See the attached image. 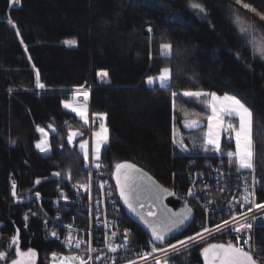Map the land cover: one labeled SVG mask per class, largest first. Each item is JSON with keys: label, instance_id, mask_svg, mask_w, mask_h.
Returning a JSON list of instances; mask_svg holds the SVG:
<instances>
[{"label": "trees", "instance_id": "1", "mask_svg": "<svg viewBox=\"0 0 264 264\" xmlns=\"http://www.w3.org/2000/svg\"><path fill=\"white\" fill-rule=\"evenodd\" d=\"M193 3L203 11L193 8ZM245 3L255 11L245 9ZM242 4L236 0H18L12 6L11 0H0V251L14 256L9 244L19 230L21 249H36L39 264H51L56 252L66 253L62 243L44 237L41 222L28 214L24 198L33 192L55 195L59 179L69 172L83 179L86 162L78 141L68 143V125L86 132L88 127L64 108L63 102L70 99L90 103L96 117L105 115L110 142L101 161L111 174L116 164L129 161L165 186L175 184L182 196L192 159L207 155H185L175 144L176 97L183 92L237 96L253 113L258 202L264 203V61L234 23L237 16L245 18L264 35V0H242ZM163 44L171 45L170 55H162ZM164 68L171 71V83L148 85L147 78ZM37 71L45 85L42 90L36 87ZM104 72L107 78L101 82L99 74ZM80 87L90 90L87 101L83 94L80 99L74 95ZM49 124L56 131L50 138L51 153L43 154L36 147L41 140L38 128ZM224 148L233 149L235 144L224 138ZM123 212L133 242L148 240L124 208ZM204 219L194 206L192 223L171 241L197 233ZM210 243L216 241L192 246L170 257L169 264H204L202 249ZM256 246L258 262L264 264V217L258 221ZM9 263L10 259L0 261Z\"/></svg>", "mask_w": 264, "mask_h": 264}, {"label": "built area", "instance_id": "2", "mask_svg": "<svg viewBox=\"0 0 264 264\" xmlns=\"http://www.w3.org/2000/svg\"><path fill=\"white\" fill-rule=\"evenodd\" d=\"M235 122L231 120L229 124L235 125ZM231 132L232 129L228 128L224 135L228 143H233ZM99 164L100 168L97 169L95 163L91 161L90 165H87V170L82 173L83 179H76L71 172L61 177L53 196L33 192L24 198L29 204L28 214L41 222L44 237L64 245L66 253L56 252L54 253L56 257L59 259L61 256L79 255L85 258L91 256L89 264H113V257L115 264H129L130 261H135L136 264H156L157 259L162 261L178 253V250L170 249L167 253L156 252L148 255L147 259L141 258V253H151L152 245L149 243L151 239L148 238L144 243L133 242L132 231L124 224L123 207L113 174L104 162L100 161ZM187 175L188 186L181 197L193 208L195 206L205 214L197 233L203 232L204 228L212 230L211 235L203 233L205 236L198 238L199 243L216 241L227 244L231 241L234 245L238 244L246 251H250L257 261L260 260L256 233L258 221L264 215V208L257 209L253 205L264 203L258 202L260 180L257 171L254 168H232L223 161V157L208 155L193 158ZM13 184L14 181L12 186ZM83 186H86L87 190ZM170 189L177 193L175 184ZM190 189L193 193L191 196L188 195ZM245 197H248L251 203H244ZM249 208L252 209L251 212L248 211ZM234 214L237 215L235 221L232 220ZM225 220L231 224L225 225L223 231L217 229L216 226ZM240 222L251 223V229H242L240 233L230 230L231 226H236ZM126 229L129 230L127 249L120 247L115 253L108 251L109 244L123 245ZM53 231L57 233L55 237L52 236ZM113 232L115 236L112 235ZM237 235L240 236L238 242L235 239ZM68 237H71V246L67 242ZM245 239H248V245H245ZM77 240L83 242L80 249L74 247ZM177 241L180 240L168 243L175 244ZM89 247L94 251L85 252L84 249Z\"/></svg>", "mask_w": 264, "mask_h": 264}, {"label": "snow or ice", "instance_id": "3", "mask_svg": "<svg viewBox=\"0 0 264 264\" xmlns=\"http://www.w3.org/2000/svg\"><path fill=\"white\" fill-rule=\"evenodd\" d=\"M13 3H18V0H11ZM237 4H242V0H236ZM242 6L245 9H251L252 11H255L254 8H251L249 4H242ZM193 8L199 9L201 12L203 11V8L198 3L192 4ZM262 19H264V16H261ZM11 26L13 28H16L15 23H12L9 21ZM234 23L239 27V32L244 37L249 45H251L253 53L259 54L261 58H264V36L257 37L256 34L253 32L251 27L245 26L243 22L240 20L239 16L234 18ZM150 31V29H149ZM65 43H74L65 41ZM162 50H167L168 53L171 52V45L170 44H163L161 45ZM99 75L107 76V73H101ZM157 80L159 82L160 87H165L170 82V69L164 68L161 70L159 76L157 77ZM147 83L149 85H153L154 80L153 78H149L147 80ZM36 87L40 89H44L45 85L40 82L39 78V72L37 71L36 74ZM175 96V93H173ZM185 95H210L212 97L213 103L211 104V115H208L206 117L208 121V133H207V139L205 141L206 144L214 145L219 150V143H218V133H214V126L215 128H220L223 124V117L222 113L226 115H232L235 114L239 118V130H236L233 125L229 124L228 127L235 131V140H236V164L239 166L240 169H252L253 164L251 162L252 158V150H251V125H252V112L251 110L243 103L240 99H238L236 96H230L225 95L222 98V102L219 104V107L217 106V102L221 101V98L218 97L215 93H185ZM84 100L87 101L88 94L87 92L83 93ZM64 107L70 109L72 112H75L78 116L83 119L84 124H88V119L86 116V112L83 107L75 106L71 104L68 101L63 102ZM198 122L196 120H192L190 122L191 126H196ZM42 134L44 133L43 129H38ZM107 128L104 124L100 125V131L95 133V136L97 137V144L95 147V154L94 158L96 161L100 160V145L103 143H107L108 136H107ZM76 135V133H72L68 138V143L71 144L73 142V137ZM243 141V146H242ZM175 142V141H174ZM87 142H81L79 147L83 153V158L85 162L88 160V151L86 148ZM36 147L41 152H46L48 149L46 145L37 144ZM229 160L231 162V157L233 156L232 153L228 154ZM87 166V163H86ZM97 169L100 168V164L96 163L94 165ZM131 169L134 172H138L139 170L135 168L134 165L131 164H116L115 165V179H116V187L119 190V196L124 201V203L128 206V208L132 211H136V207H143V204L136 205L133 203L134 200L139 199V194L135 191L137 184H136V178L133 176H130L128 171ZM125 170V171H122ZM54 175L59 176L60 173H54ZM40 181L37 180L36 183H39ZM13 195H15V187L16 185L13 184ZM85 190H87L86 186ZM103 187V185H101ZM171 195L172 193H167L166 190L160 189L159 187H156V189L153 192L154 198L156 201H159L163 198V196ZM37 195H39L37 193ZM188 195H193L191 189L189 190ZM249 195H254L253 193H249ZM237 203H240L237 201ZM244 203H251V201L248 199V197L244 198ZM255 208L260 209L264 208V204H254ZM241 208H243V204H241ZM249 212L252 211L251 208L248 209ZM149 217H154L155 213H153L151 210L147 213ZM190 216V210L184 213H181L179 215L175 213L170 212H163L161 218L156 220H145V223L149 227L151 231V237L152 239L149 241V243L152 245L151 253H141L142 259H147L148 255L154 254L156 252H165L167 253L170 249L171 250H181L186 249L189 244H196L199 242L198 238L203 237V233H209L212 234V230L208 228H204L203 232L197 233L194 236H189L185 240L177 241L175 244L168 243L166 246V237L173 233L174 231L179 230V228L184 225L185 221L189 219ZM27 219V217H25ZM143 219V217H141ZM237 219V215L232 216V220L235 221ZM231 222L228 220L223 221L222 224L217 225V229L223 231L225 228V225H230ZM107 226V225H105ZM252 225L251 223L247 222H240L236 226H231L230 230L235 231L236 233H240L242 229H251ZM57 233L55 231L52 232V236H56ZM113 236H115V232L112 233ZM128 236H129V230H125L124 232V243L123 245H108V251L110 252H117L120 247H124L127 249L128 247ZM237 242L240 239V236L237 235L235 237ZM19 230H17V234L11 238L9 248H14V256L9 258L7 251H0V261H7L10 259V264H33V259L36 256V252L32 249L25 251H22L19 248ZM69 245L71 246L72 241L71 237H68ZM83 242L77 240L74 244V247L77 249L81 248V244ZM245 245H248V239H245L244 241ZM85 252L88 251H94V249H91L90 247L87 249H84ZM202 254L204 256L205 264H256V260H254L252 254L250 251H246L244 247L234 245L231 241H229L227 244L225 243H210L207 247H204L202 249ZM170 258V257H169ZM92 257L87 256H79V255H72V256H61L59 259L54 254L52 256V264H89ZM99 259V257H97ZM113 259V264H115V257ZM129 264H136L135 261H130ZM156 264H162V262L157 259Z\"/></svg>", "mask_w": 264, "mask_h": 264}, {"label": "rangeland", "instance_id": "4", "mask_svg": "<svg viewBox=\"0 0 264 264\" xmlns=\"http://www.w3.org/2000/svg\"><path fill=\"white\" fill-rule=\"evenodd\" d=\"M16 5H18V3H13L12 2V6H16ZM239 18H240V20L243 22V24L245 26L251 27V29L253 30V32L256 34L257 37L264 36L261 31L255 30V28L252 26V23L247 22L245 20V18H242L240 16H239ZM15 29H16L17 33L20 35V31L17 28V26H16ZM68 45H72V43H68ZM170 54H171V52L168 53L167 50H162V55L163 56H167V55H170ZM255 55L259 59L264 61V58H261V56L259 54H255ZM158 76L159 75L150 76V77L147 78V80L149 78H153V80H154L153 85H150V86H154L156 84H159V82L157 80ZM101 77H102V75H101ZM171 78H172V74H171V71H170V82H169V84L171 83ZM147 80H146V82H147ZM85 90H86V88H84V87L75 88L74 89V93H75L74 95H76V97L78 99H80L82 97V94H83V92ZM185 93H208V94H210V93H215V92H183L181 95H178L176 97L175 106L174 107H175V110L177 112V115H176V118H175L174 141H175V144L178 145L177 147L179 148V150L180 151H183V150L190 151L189 148H191V146L196 147L198 149H202V150L204 148L207 151L210 150V151L216 152L218 154H227V158L228 159H229L228 154L232 153L233 156L231 157V162L230 161L229 162H230L232 167L238 168L239 166L235 162L236 161V157H235V152H236L235 131L232 130V132H231V138L233 137L232 139H233V142L235 144V148H233V149L224 148V137H225L224 135H225L227 129L229 128L228 125H229L231 120L236 119L238 121V125L236 124L237 122H235V125H233V127L236 130H239V118H238V116H236L235 114H232V115H226V114H223V113L221 114L222 117H223L222 126L220 128H215V126H214V129H213L214 133H218V143H219L220 147H219V150L217 151V149H216V147L214 145L205 143V141L207 139V133H208V121H207L206 117L208 115H211V104L213 103L212 97L210 95H199V96H196V95H185ZM215 94L218 97L221 98V101L217 102V106L218 107H219V104L222 102V98L225 95L235 96V95H232V94H224V95H220V94H217V93H215ZM238 99H240V98H238ZM66 101L70 102L71 104H73L75 106L83 107L85 112H86L87 119H88V124H86L87 127H88L87 128L88 129L87 132H86V130L81 129L80 127H78V126H76L74 124H70V125H68L69 136L72 133H76V135L73 137V142L78 141L77 148H78V151L82 155H83V153H82L79 145H80L81 142H87L86 148H87V151H88L89 155H88V160H87L86 163L88 165H90L91 161H93L95 164L99 163L101 161V159H102L103 150L106 147H108L109 142H110V131H109V128H108V125H107V120H106L105 115L100 116L99 118H95L94 115L91 114V110H90L89 105H87L86 103H80V102L77 103L73 99L66 100ZM242 102L244 103V101H242ZM63 105H64V103H63ZM65 109L68 110V111H71L68 108H65ZM72 113L76 114L75 112H72ZM78 117L81 119L80 116H78ZM191 119L192 120H196L198 122V124L196 126H191L190 122H189V121H191ZM81 120L83 121V119H81ZM200 120L202 122H206L205 127L201 128V129H199L200 128V126H199V121ZM101 124H104L106 126L107 130H108V132H107L108 140H107V143H103V144L100 145V153H99L100 160L96 161L95 158H94L95 147H96V144H97V137L95 136V133L100 131V125ZM38 129H43L44 130L43 134L40 131H38L39 135L41 137V140H40L39 144L46 145V147L48 149L46 152H41V153L50 154L51 153L50 138L55 133L56 130H55L54 126L51 125V124L47 125L46 127L38 128ZM188 129L194 130V131H192V133H193L192 135H187L186 134L185 130L187 131ZM195 130H196V132H195ZM253 131H254V120H253V113H252L251 150H252L253 155H252V158H251V162L253 164V168L256 170V166H255V148H254V142H253ZM86 133H88L89 136L85 137ZM242 146H243V141H242ZM262 217H264V215H262L261 218ZM186 238L187 237H184L183 239H180V240H185ZM197 244H200V243L199 242L196 243V244H191L190 243L189 246L186 249L178 250V253L186 251L190 247L195 246ZM178 253H176L175 255H177ZM168 259L162 260L161 261L162 264H169Z\"/></svg>", "mask_w": 264, "mask_h": 264}, {"label": "water", "instance_id": "5", "mask_svg": "<svg viewBox=\"0 0 264 264\" xmlns=\"http://www.w3.org/2000/svg\"><path fill=\"white\" fill-rule=\"evenodd\" d=\"M101 82H104L102 77H101ZM119 164H131V165H134L135 168L139 170L138 172H134L131 169L126 170V171H128L130 176H133L136 178L137 187H136L135 191L139 194V199L134 200L133 203H135L136 205L143 204L144 205L143 207L137 206L136 211L132 212L128 208V206L124 203V201L120 198L119 190L117 189V187H116V189H117V194H118L119 199H120V203H121L122 207L124 208L127 216L134 223L139 225L142 228V230L148 235V237L150 239H152L151 231H150L149 227L147 226V224L145 223V220L152 221V220L159 219V218H161L163 212H170V213H175V214L179 215L181 213H184V212H187L190 210L189 219L185 221L184 225H182L179 228V230L174 231L173 233L169 234L166 237L165 244L168 242H171L172 239H174L175 237H177L178 235L183 233L190 226V224L192 223L193 218H194V208L192 205L187 203L180 195L173 192L169 187L162 184L155 176H153L149 171L142 168L141 166H139L135 163L129 162V161H121ZM122 171H125V170H122ZM113 178H114V182L116 184L115 169H114V173H113ZM156 187H159L160 189H164L167 191V193H172V194L171 195L165 194L161 200L156 201L154 198V195H153V192L156 189ZM149 210H151L153 213H155L154 217H149L147 215ZM141 217H143V219H141ZM20 242L21 241H20V234H19L18 244H19V248L21 249ZM31 249L36 252V256L33 259V264H39L40 263L39 252L34 248H31ZM22 251H24V250H22ZM253 258H254V260H256V258L254 256H253ZM203 259H204V256H203ZM204 264H205V260H204ZM256 264H260V263L256 260Z\"/></svg>", "mask_w": 264, "mask_h": 264}, {"label": "crops", "instance_id": "6", "mask_svg": "<svg viewBox=\"0 0 264 264\" xmlns=\"http://www.w3.org/2000/svg\"><path fill=\"white\" fill-rule=\"evenodd\" d=\"M88 94H90V90L89 89H86L85 90ZM78 103V102H77ZM87 105H89V107H90V110H91V106H90V103H86ZM92 114V113H91ZM95 118H99V117H96V116H94ZM190 119V118H189ZM191 121H192V119H191ZM191 121H189V122H191ZM205 124H206V122H202L201 120L199 121V126H200V128L199 129H201V128H203V127H205ZM237 125H238V121H237ZM192 131H194V130H191V129H188L187 131L185 130V132H186V134L187 135H192L193 133H192ZM195 132H196V130H195ZM177 145V144H176ZM191 145V144H190ZM178 146V145H177ZM196 147H193V146H191V148H189L190 149V151H185V150H183V151H181L182 153H184L185 155H190V156H201V155H209V154H217V155H219V156H221V157H223V161L226 163V164H229L230 166H231V164H230V160L227 158V154H218V153H216V152H212V151H210V150H206V149H204L203 148V150L202 149H198V148H196ZM193 158V157H192ZM232 167V166H231ZM237 167V166H236ZM232 168H235V167H232ZM239 168V167H238ZM237 169V168H236Z\"/></svg>", "mask_w": 264, "mask_h": 264}, {"label": "bare ground", "instance_id": "7", "mask_svg": "<svg viewBox=\"0 0 264 264\" xmlns=\"http://www.w3.org/2000/svg\"><path fill=\"white\" fill-rule=\"evenodd\" d=\"M104 73H105V72H104ZM102 78H103V80L105 81V80H106V78H107V76H103V75H102Z\"/></svg>", "mask_w": 264, "mask_h": 264}]
</instances>
